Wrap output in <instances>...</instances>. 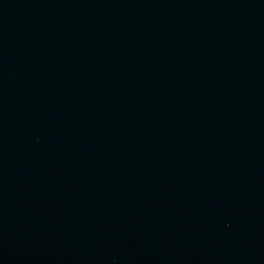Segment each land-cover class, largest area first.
Here are the masks:
<instances>
[{"label":"water","instance_id":"95a60500","mask_svg":"<svg viewBox=\"0 0 264 264\" xmlns=\"http://www.w3.org/2000/svg\"><path fill=\"white\" fill-rule=\"evenodd\" d=\"M0 264H264V0H0Z\"/></svg>","mask_w":264,"mask_h":264}]
</instances>
